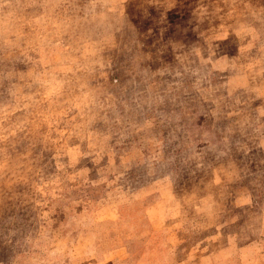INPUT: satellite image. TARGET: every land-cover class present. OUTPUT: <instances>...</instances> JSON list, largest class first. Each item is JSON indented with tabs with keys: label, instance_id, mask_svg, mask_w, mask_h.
Returning <instances> with one entry per match:
<instances>
[{
	"label": "rangeland",
	"instance_id": "374dc122",
	"mask_svg": "<svg viewBox=\"0 0 264 264\" xmlns=\"http://www.w3.org/2000/svg\"><path fill=\"white\" fill-rule=\"evenodd\" d=\"M0 264H264V0H0Z\"/></svg>",
	"mask_w": 264,
	"mask_h": 264
}]
</instances>
